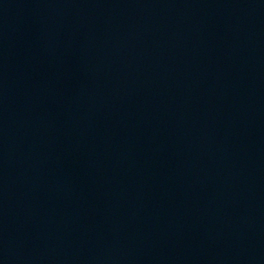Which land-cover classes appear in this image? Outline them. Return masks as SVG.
I'll return each mask as SVG.
<instances>
[{"label": "water", "instance_id": "obj_1", "mask_svg": "<svg viewBox=\"0 0 264 264\" xmlns=\"http://www.w3.org/2000/svg\"><path fill=\"white\" fill-rule=\"evenodd\" d=\"M0 264H264V0H0Z\"/></svg>", "mask_w": 264, "mask_h": 264}]
</instances>
